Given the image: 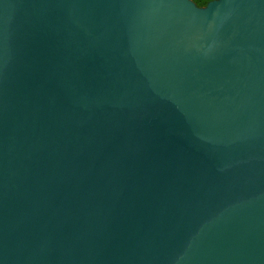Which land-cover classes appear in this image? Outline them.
Wrapping results in <instances>:
<instances>
[{"label":"water","instance_id":"obj_1","mask_svg":"<svg viewBox=\"0 0 264 264\" xmlns=\"http://www.w3.org/2000/svg\"><path fill=\"white\" fill-rule=\"evenodd\" d=\"M0 264H264V0H0Z\"/></svg>","mask_w":264,"mask_h":264},{"label":"trees","instance_id":"obj_2","mask_svg":"<svg viewBox=\"0 0 264 264\" xmlns=\"http://www.w3.org/2000/svg\"><path fill=\"white\" fill-rule=\"evenodd\" d=\"M197 6L203 7L211 0H192Z\"/></svg>","mask_w":264,"mask_h":264}]
</instances>
